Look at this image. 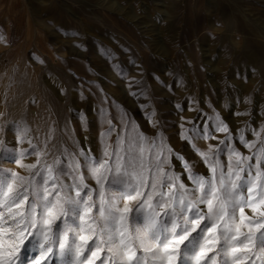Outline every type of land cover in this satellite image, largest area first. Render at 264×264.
Returning a JSON list of instances; mask_svg holds the SVG:
<instances>
[{
	"label": "rangeland",
	"instance_id": "rangeland-1",
	"mask_svg": "<svg viewBox=\"0 0 264 264\" xmlns=\"http://www.w3.org/2000/svg\"><path fill=\"white\" fill-rule=\"evenodd\" d=\"M0 35V140L17 150L10 121L98 155L107 120L116 129L134 120L152 135L146 113L155 111L169 143L193 161L181 117L199 128L218 113L249 141L264 128V0H0ZM195 142L206 150L218 141ZM0 164L26 174L10 154Z\"/></svg>",
	"mask_w": 264,
	"mask_h": 264
},
{
	"label": "snow or ice",
	"instance_id": "snow-or-ice-1",
	"mask_svg": "<svg viewBox=\"0 0 264 264\" xmlns=\"http://www.w3.org/2000/svg\"><path fill=\"white\" fill-rule=\"evenodd\" d=\"M155 117L146 113L152 135L134 120L122 129L107 120L98 155L54 143L53 129L41 140L25 121L8 122L21 147L5 137L0 155L26 174L0 164V264H264V128L249 141L218 113L199 128L181 117L193 161ZM199 140L218 142L204 150Z\"/></svg>",
	"mask_w": 264,
	"mask_h": 264
}]
</instances>
